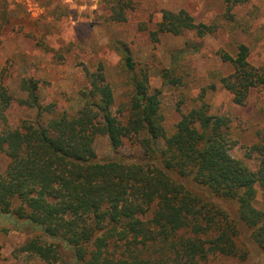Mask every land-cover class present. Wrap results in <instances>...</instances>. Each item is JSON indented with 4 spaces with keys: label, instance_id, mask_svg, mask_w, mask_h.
I'll return each mask as SVG.
<instances>
[{
    "label": "trees",
    "instance_id": "16d2710c",
    "mask_svg": "<svg viewBox=\"0 0 264 264\" xmlns=\"http://www.w3.org/2000/svg\"><path fill=\"white\" fill-rule=\"evenodd\" d=\"M112 17L126 20L123 8ZM213 32L185 10H165L152 36L194 33L203 39ZM199 47L187 42L171 53L166 85H185L184 63ZM249 55L245 44L234 55L219 53L233 69L219 83L237 106L264 86V74ZM123 61L132 87L125 112L114 111L103 68L89 78L83 106L74 114L41 105L34 80L22 81L26 98H15L0 82V151L9 158L0 173V225L29 230L21 251L49 264H211L222 257L258 264L264 208L255 201L258 189L264 190V146H254L263 157L258 170L233 157L231 119L215 114L204 93L167 128L149 71L137 67L129 52ZM14 102L35 110L36 118L13 128L5 113ZM99 136L108 137L112 159L98 158ZM129 141L139 156L118 154Z\"/></svg>",
    "mask_w": 264,
    "mask_h": 264
},
{
    "label": "rangeland",
    "instance_id": "374dc122",
    "mask_svg": "<svg viewBox=\"0 0 264 264\" xmlns=\"http://www.w3.org/2000/svg\"><path fill=\"white\" fill-rule=\"evenodd\" d=\"M121 8L126 20H114L113 10ZM165 10H185L214 32L203 39L194 33H165L155 39L152 33ZM187 42L200 47L184 63L185 85H166L163 72L171 67V53ZM240 44L249 47L250 63L264 74V0H246L232 7L226 0H0V82L15 98H26L22 81L31 79L38 83L41 105L55 104L58 110L74 114L83 106L82 92L90 88L89 78L103 68L114 91V111L125 112L132 91L123 61L129 52L137 67L149 71L151 91L161 92L167 128L173 129L204 93L215 114L231 119L237 141L233 157L248 160L258 170L263 157L254 146H264V86L250 92L245 106H237L219 83L220 77L233 70L219 53L234 55ZM5 114L13 128L36 118L35 110L17 102ZM94 149L103 161L115 155L106 136L97 138ZM118 154L125 158L140 155L132 141ZM8 164L9 158L0 151V173ZM255 206L264 208L261 188ZM30 236L27 229L0 225V264H49L21 251ZM258 260L264 264V256ZM211 264L248 263L222 257Z\"/></svg>",
    "mask_w": 264,
    "mask_h": 264
}]
</instances>
